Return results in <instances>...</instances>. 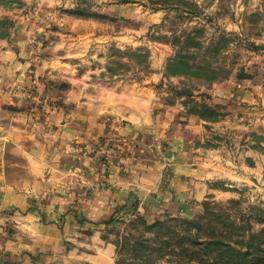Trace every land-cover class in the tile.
Segmentation results:
<instances>
[{
	"label": "rangeland",
	"instance_id": "374dc122",
	"mask_svg": "<svg viewBox=\"0 0 264 264\" xmlns=\"http://www.w3.org/2000/svg\"><path fill=\"white\" fill-rule=\"evenodd\" d=\"M1 19L8 22L0 39L22 53L16 67L0 62V95L12 100L1 106L0 121L19 123L22 140L1 133L0 172L18 184L32 176L27 204L44 223L55 221L54 230L41 233L57 243L34 238V229L0 205V254L15 249L9 257L25 252L42 264H264V0L167 7L147 0H0ZM195 28L204 46L224 37L212 61L230 69L226 78L164 72L178 48L174 37ZM136 48L146 62L124 54ZM50 56L76 61L60 66ZM135 88L150 95L143 105L154 107V124L167 128L154 137V151L147 132L128 143L112 134L129 121L101 108L109 92L130 105ZM83 105L97 117L91 127L100 122L104 131L79 143L66 123L79 121ZM32 148L49 161L39 172L25 157ZM154 172L157 191L136 185V174L144 184ZM120 178L131 182V198L120 195Z\"/></svg>",
	"mask_w": 264,
	"mask_h": 264
},
{
	"label": "crops",
	"instance_id": "0c3cea01",
	"mask_svg": "<svg viewBox=\"0 0 264 264\" xmlns=\"http://www.w3.org/2000/svg\"><path fill=\"white\" fill-rule=\"evenodd\" d=\"M78 32H79V30H78ZM89 35H90V33L88 32V35L85 36V37H87L86 43H87ZM84 43L80 44V43H76V42H70V43H68L70 45L66 44L65 46H67V45L68 46H78V48L83 49L85 47ZM6 50L11 53L10 56H7L4 53ZM21 53H22V50L20 53H18V52H16V50L13 48L12 45H7L4 43L3 40L0 39V62L6 63L7 66L13 65L14 67H16L15 65H20V63H21V59H20ZM54 58H55L54 56H50L49 63H54V64H57L60 66H62V64H75V61H76L75 57H72V56L67 58L65 60V62L61 59L58 60V59H56V58L54 59ZM0 65H2V64H0ZM0 80H2V77H0ZM120 87H121V85H120ZM0 94H3L1 89H0ZM0 96L2 97V98H0V108H1V106L3 107V104L10 103V101H12V100H10L11 99L10 94H4V95H0ZM133 97H134V100L131 101L130 105H128V106H127V103L125 102L124 98L119 96V98L116 99L114 97V93H112V92H109V94L107 95L106 102L103 101L104 104L101 107L103 112H105L106 114H109V116H111V117L115 114L113 118H116L119 121L121 119L122 120L127 119V121H129V122H126L124 124H123V122H122V124H121V122H118V124H116L114 126V129H112V128L110 129V132L112 134H116V135H120V136L122 135V141H124V143H128V141L136 142V140H139L142 138V136L144 135V132H147L149 134V137H150L149 142L152 143V145H153L152 149L154 151V137L156 135H159V133H164L165 131H167V128L165 126L159 127L158 125L154 124V118H155L154 117V107L143 105L144 97L150 98V95L147 94V95L143 96V89L135 88L133 90ZM87 108H89L88 105H83L82 107L79 106L78 110L75 112L77 114L78 118H80L79 121L76 122L74 120L72 122L66 123L67 132L70 134L71 137L75 138V140L79 143L83 138L87 139L88 137L98 135V134H100L101 131H104V126L99 125V124H101L100 122H97V123L93 122V127H91L90 124L97 117H95V116L92 117V115H89L90 110ZM84 109L87 110L86 117L83 116V113H82V112H84ZM14 118L17 119L18 117H14ZM17 126H16L15 121H13V122L11 121L10 126L4 124V121L3 122L0 121V135L3 132L6 134L7 139H10L11 142H13V143H15L16 141L20 142L22 140L21 139V132H20L21 126L19 123H17ZM112 130H114V131H112ZM15 145L16 144H14V146ZM34 145L41 146L42 148H44L42 143L38 140H34ZM31 152H32V154L29 152L25 155V157L30 161V163L33 166L31 170L33 172H39L44 165L48 164L49 161L47 159L46 154L42 153V151H35L32 148ZM138 156H139V154H138ZM180 167L184 168L187 171H189V169H190V171L195 170V169H192V168L187 167V166H180ZM202 173L204 174V172H202ZM4 174H6V173H4L3 171L0 172V194L3 195L2 199L0 201V205L3 208V211H6L9 208L13 209L12 211L9 210L11 212L12 218L16 217L21 222V226H24L26 228L27 227L32 228V229H34L35 232L38 233V235L33 236L34 238L39 237V238L45 239L47 241L53 240V242L57 243L56 238H53L47 234L43 235V233H41V232H48L49 230H54L55 227L52 224L56 225L55 221L44 223V221L42 220L44 215L43 216L39 215L41 217H38V212L36 211L35 207H33L30 203L27 204L28 201L32 198V196L28 190L30 187V183H27V180L29 178H32V176L28 175L27 178L21 182V184H18L16 181L11 180L12 177H10L9 175H4ZM186 174H188V173H186ZM34 178H36V177L34 176ZM135 178H136V180H135L136 185L140 189L143 188L142 190H145V191L151 190L152 191L154 189H157V190L159 189L158 188V175L155 172H154V177H151L150 179L145 180V183H144L145 185L141 184L140 182L137 181V179H141V177H138L137 174H136ZM13 179H15V178H13ZM203 183L204 182H202L201 180L196 182L197 185H203ZM117 184H118V187L120 186L119 187L120 188L119 189L120 195H122V197L125 199L127 197L131 198L130 195L133 194V193L132 194L129 193V191H130L129 188H131V182L127 181L126 179L120 178L119 181H117ZM132 184H133V182H132ZM164 187H165L164 193L167 196L169 191L172 190V185L170 186V182H168L165 184ZM142 190H140L141 193H143ZM157 190H154V191H157ZM168 200H166L165 203H168ZM25 205H26L25 210L20 209L21 206L23 207ZM3 211L0 214H3ZM64 216H65L64 219L66 222L65 224L69 225L70 222L73 221V219H72L73 213L67 212ZM40 218H42V219H40ZM0 220H2V219L0 218ZM24 227H22V228L25 229ZM39 233H41V234H39ZM27 235H29V234H27ZM14 250L15 249L4 251L2 254H4V255L6 254V256L0 254V264H42V263H40V260L35 259V258L34 259L30 258V255H28L25 252L22 254H20L18 252L16 257H9L8 255L13 253ZM9 258H13L15 261L13 259H9Z\"/></svg>",
	"mask_w": 264,
	"mask_h": 264
},
{
	"label": "trees",
	"instance_id": "16d2710c",
	"mask_svg": "<svg viewBox=\"0 0 264 264\" xmlns=\"http://www.w3.org/2000/svg\"><path fill=\"white\" fill-rule=\"evenodd\" d=\"M132 1V0H123ZM139 1V0H133ZM180 0H147V2L155 7H167L173 3H178ZM258 13V12H255ZM8 22L7 19L0 20V26ZM194 31V33H192ZM202 31L200 28H195L192 32H187L184 36H175L174 44L178 46L175 55L168 59L164 65V72L167 75H186L201 79L206 82H213L219 79L226 78L230 69L225 64H217L212 61L222 49L220 41L224 39L223 36L217 38L214 42L204 46L201 40L197 39L199 33ZM4 32V31H3ZM0 29V34L3 33ZM141 48L134 50L124 51L127 56L136 57L137 62H146V54L141 53ZM143 220V218L141 217ZM184 221L194 224L192 219L183 218ZM157 220L154 221V223ZM264 222V219H262ZM154 223H151L152 225ZM215 241L224 242V239L213 238Z\"/></svg>",
	"mask_w": 264,
	"mask_h": 264
}]
</instances>
